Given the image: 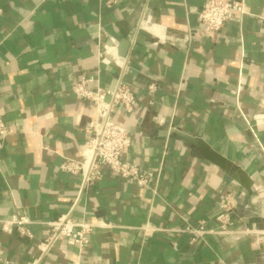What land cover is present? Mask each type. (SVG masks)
<instances>
[{"label":"crops","instance_id":"obj_1","mask_svg":"<svg viewBox=\"0 0 264 264\" xmlns=\"http://www.w3.org/2000/svg\"><path fill=\"white\" fill-rule=\"evenodd\" d=\"M243 1L205 34L204 0H0V221L30 220L29 235L0 223V264H264V0ZM146 16L153 27L139 28ZM89 77L134 94L113 118L125 159L159 172L155 192L106 169L80 190L59 169L98 117L72 90ZM226 195L228 232L187 230L217 229ZM65 214L99 226L84 247L41 253L46 223Z\"/></svg>","mask_w":264,"mask_h":264},{"label":"built area","instance_id":"obj_2","mask_svg":"<svg viewBox=\"0 0 264 264\" xmlns=\"http://www.w3.org/2000/svg\"><path fill=\"white\" fill-rule=\"evenodd\" d=\"M243 0H204L199 10V21L202 31L205 34H212L218 31L226 22L234 16L244 14ZM139 28H152L153 24L148 17L139 21ZM113 64L119 69L120 75L125 68L124 60L113 59ZM92 78H82L76 81L72 90L77 98L89 100L95 106L97 118L88 128V140L85 149L79 158L64 157L59 169L70 175H79L80 190L86 189L89 184L102 175L103 169L115 173L122 179L136 183L155 192V184L159 172L141 170L137 164L125 159V154L131 145L130 136L126 128L117 123L113 113L118 105H121L126 112L132 110L134 94L123 80L118 78L111 91L102 88L91 89L87 85ZM152 89V86H149ZM109 94L110 99L106 102L105 96ZM9 133L8 125L0 115V138ZM232 196H224L221 202V211L216 216L219 225L215 230L188 228L190 232L202 233H224L228 232L231 225ZM1 228L5 232L17 229L19 233L29 235L26 225L30 220L23 214L16 213L7 220H1ZM47 236L41 244V253L53 248L56 241L65 239L70 245L84 247L88 244V234L99 224L85 220L75 221L65 214L55 220L46 223Z\"/></svg>","mask_w":264,"mask_h":264},{"label":"water","instance_id":"obj_3","mask_svg":"<svg viewBox=\"0 0 264 264\" xmlns=\"http://www.w3.org/2000/svg\"><path fill=\"white\" fill-rule=\"evenodd\" d=\"M109 99H110V95L107 94V95L105 96V101L107 102ZM211 155H212V154H211ZM212 159H214V161H216L217 163H220V164H221V162H222V158H221V156H218L217 154H214V156L212 157Z\"/></svg>","mask_w":264,"mask_h":264}]
</instances>
